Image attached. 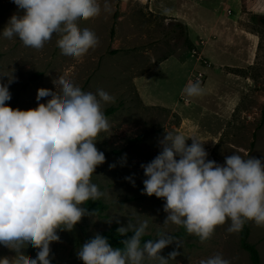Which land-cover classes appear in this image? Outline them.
I'll return each instance as SVG.
<instances>
[{
	"label": "rangeland",
	"instance_id": "obj_1",
	"mask_svg": "<svg viewBox=\"0 0 264 264\" xmlns=\"http://www.w3.org/2000/svg\"><path fill=\"white\" fill-rule=\"evenodd\" d=\"M97 2L100 14L78 26L93 31L99 42L81 57L63 55L57 47L58 34L41 49L26 47L16 37L0 36V82L12 79L11 100L6 102L9 107L35 109L37 90L56 92L52 81L60 76L83 91L103 89L115 98L103 106L110 128L96 138V147L104 152L106 161L91 177L104 193L97 201L107 209L83 217L70 231L58 230L59 242L50 245L51 264H82L77 250L94 234L113 225L118 228L141 221L147 222L145 235L152 240L160 234L173 238V243L160 252L164 258L173 251L178 253L168 264H199L215 253H221L230 264H250L248 254L240 247L239 232L227 231L228 220L204 242L188 232L182 238L174 237L180 229L172 223L164 224V201L142 194L144 174L140 165L159 153L158 141L167 131L198 139L204 143L208 159L220 164L232 153L264 162V0ZM115 9L118 18L110 41ZM17 12L12 0H0V32ZM216 18L217 30L207 32ZM179 24L183 30L177 27ZM200 28L206 30L197 32ZM168 62L171 65H165ZM198 72L204 75L202 94L182 96V89L189 81L195 82ZM143 79L148 81L144 86L149 97L157 100L146 103L141 98L138 88ZM166 104L173 108L167 109ZM110 109L113 112L107 114ZM144 133L148 135L142 142L127 148L131 139ZM186 143L190 145L191 139ZM125 154L126 163L121 166ZM111 164L116 167L110 168ZM130 175L135 186L124 179ZM248 222V242L256 247L259 264H264V225ZM23 252L25 258H35L37 249ZM15 255V251L0 245V258ZM144 264L159 262L145 259Z\"/></svg>",
	"mask_w": 264,
	"mask_h": 264
},
{
	"label": "clouds",
	"instance_id": "obj_2",
	"mask_svg": "<svg viewBox=\"0 0 264 264\" xmlns=\"http://www.w3.org/2000/svg\"><path fill=\"white\" fill-rule=\"evenodd\" d=\"M12 3L18 12L0 32L4 38L16 37L26 47L41 49L58 34L57 47L69 58L83 56L99 42L93 31L78 26L100 14L97 0ZM11 82H0V245L16 255L0 258V264H51L50 245L60 240L57 231H70L83 217L93 215L85 204L104 195L91 177L106 161L96 138L110 128L103 106L115 98L103 89L83 91L60 76L52 81L56 92L37 90L35 109H13L6 104L11 100ZM202 92L198 80L189 81L181 95L192 98ZM42 99L45 103H39ZM203 144L167 131L158 141L159 153L140 165L142 194L164 201V224L183 226L201 242L226 220L229 233L241 231L246 221L264 225V162L232 153L220 164L208 159ZM125 163L126 154L120 160L121 166ZM124 179L135 186L134 176ZM147 228L146 221L118 227L123 249L112 247L107 237L96 233L76 255L82 264H144L145 259L168 264L178 253L164 258L160 252L173 238L160 234L141 246ZM26 248L37 249L35 258H25ZM199 264L230 261L215 253Z\"/></svg>",
	"mask_w": 264,
	"mask_h": 264
},
{
	"label": "trees",
	"instance_id": "obj_3",
	"mask_svg": "<svg viewBox=\"0 0 264 264\" xmlns=\"http://www.w3.org/2000/svg\"><path fill=\"white\" fill-rule=\"evenodd\" d=\"M118 18V11L117 9H115L114 13H113V17H112V24L110 26L109 29V39L110 41L113 40L114 38V32H115V22ZM177 27H179L181 30H183L182 25H177ZM111 112H113V109H110L107 111V114H110ZM147 133H144L134 139H131L128 142V146L127 148H131L134 145L142 142L146 137H147ZM85 207L88 208L89 212H93V215H99L102 212L106 211L107 206L100 202V201H88L85 204ZM179 231L176 232L173 236L177 237V238H182L184 236V234L187 232L186 229L183 226H179ZM101 235L105 236L108 238L109 243L111 244L112 247H119L121 249H123V245L120 243V241L122 239H124V237H122L119 233H117V226L113 225L111 226L109 229L99 232ZM128 235H131V233H129ZM250 235V224L248 221L245 222L243 228L241 231H239V244L241 249L246 252L248 254L249 257V261L250 264H259L260 258H259V253L256 249V247L253 244H250L248 242V238ZM147 240H152V238L148 235H144L141 238V246H143L144 242Z\"/></svg>",
	"mask_w": 264,
	"mask_h": 264
},
{
	"label": "crops",
	"instance_id": "obj_4",
	"mask_svg": "<svg viewBox=\"0 0 264 264\" xmlns=\"http://www.w3.org/2000/svg\"><path fill=\"white\" fill-rule=\"evenodd\" d=\"M228 15L230 14V12L228 11V13H227ZM183 16H181V17H179V15L177 16V18H182ZM183 20H184V18H183ZM185 21V20H184ZM218 21V18H216V19H214V21H213V24L211 25V27H210V30H207V32H214V31H216L217 29H216V22ZM186 23L187 24H189V22L188 21H186ZM205 31L206 29H203V28H200V29H197V32L198 31ZM213 53L214 54H216L217 53V50H214L213 51ZM211 54V53H210ZM168 64L169 65H171L169 62L167 63V64H165V65H167L168 66ZM173 64V63H172ZM164 65V66H165ZM163 66V65H162ZM141 84H140V88H138V90H139V93H140V95L142 96L141 98L147 103V102H149V101H152V100H157V99H153V98H150L149 97V95H148V93H147V91H146V89H145V84L144 83H148V81H146L145 82V79H143L141 82H140ZM139 86V85H138ZM154 104H157V103H154ZM172 104V103H171ZM171 104H166V105H168L169 107L167 108L166 106H163V105H158V106H162V107H164V108H167V109H171V108H173V107H170L171 106ZM176 104V103H175Z\"/></svg>",
	"mask_w": 264,
	"mask_h": 264
},
{
	"label": "built area",
	"instance_id": "obj_5",
	"mask_svg": "<svg viewBox=\"0 0 264 264\" xmlns=\"http://www.w3.org/2000/svg\"><path fill=\"white\" fill-rule=\"evenodd\" d=\"M197 80L200 82V84L203 83V81H204L203 73L198 72L195 74L194 81L196 82Z\"/></svg>",
	"mask_w": 264,
	"mask_h": 264
}]
</instances>
